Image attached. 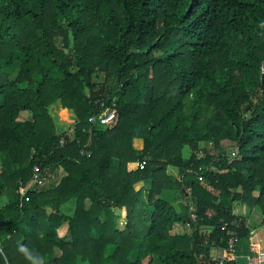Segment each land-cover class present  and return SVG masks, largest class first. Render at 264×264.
Returning <instances> with one entry per match:
<instances>
[{
    "label": "trees",
    "instance_id": "obj_1",
    "mask_svg": "<svg viewBox=\"0 0 264 264\" xmlns=\"http://www.w3.org/2000/svg\"><path fill=\"white\" fill-rule=\"evenodd\" d=\"M0 163V264L210 258L241 205L264 218V0H0Z\"/></svg>",
    "mask_w": 264,
    "mask_h": 264
},
{
    "label": "built area",
    "instance_id": "obj_2",
    "mask_svg": "<svg viewBox=\"0 0 264 264\" xmlns=\"http://www.w3.org/2000/svg\"><path fill=\"white\" fill-rule=\"evenodd\" d=\"M89 97L92 98L91 94ZM92 101L95 105L101 104L103 101L102 97L92 98ZM116 100L113 102V108L110 110H104L101 114L93 115L90 117L89 121L94 124H98L100 126H107L111 124L116 118ZM64 139H62V143H64ZM230 156L236 157L238 155V148L233 149L232 152L229 153ZM146 165L145 161L141 162V169H144ZM211 169V167H207L206 170ZM199 172V180H204V172L203 169H200ZM42 173L39 165H35L33 170V176L28 184L25 186V191H28L33 186L42 182ZM23 185V184H22ZM26 199L29 200V197L24 193L22 194L21 200ZM192 211V221L196 222L197 216L194 213V208H191ZM236 214L233 222L223 223L222 231L226 232V237L222 239L224 242V247L220 248L219 246L213 247L211 251L210 258H206L204 253L196 254L195 262L193 264H226L228 260L238 262L244 259L245 264H264V235L261 233L255 234L253 230H251L250 235L252 236L251 243L249 245L248 253L243 254V242L242 237L239 233V230L242 228L244 223V218L240 214ZM247 225V224H246ZM186 227L191 229L192 223L188 222ZM254 235V236H253ZM4 245L3 241L0 238V252H3ZM219 250H222L223 255L219 254ZM6 264H10L8 261Z\"/></svg>",
    "mask_w": 264,
    "mask_h": 264
},
{
    "label": "rangeland",
    "instance_id": "obj_3",
    "mask_svg": "<svg viewBox=\"0 0 264 264\" xmlns=\"http://www.w3.org/2000/svg\"><path fill=\"white\" fill-rule=\"evenodd\" d=\"M50 114L52 115V117L54 118L55 122L59 126V129H58L59 130V133L68 132L70 134V136L73 137V135H74L73 129H74V126H75V123H76V121L71 117V115H74L73 112H71L70 110H67V109L62 108V106L60 104H56V105H53L51 107ZM135 145L137 146V148H140L142 146L139 143V141H137L135 143ZM201 146L203 148L204 147L211 148L213 145L212 144L202 143ZM233 149H236V147L235 146H232V145L228 147V151L229 152H232ZM190 153H191V150L189 148H186L185 149V155L186 156H189ZM1 166L2 165L0 163V171L2 170V167ZM169 170H170V173L171 174L176 175L178 173V170L176 168L171 167ZM60 174H62V172ZM60 174H57V177H55L54 179L52 178L51 180H47V182L44 183L41 188L46 189V188H49L50 186H52L51 185L52 184L51 182L54 183V181L56 180V178L59 179ZM6 200H7V198H3V199H1V202L5 203ZM243 206H245V205H241L240 207H243ZM248 211H249V215H246L247 217H245V218L247 219V221H248V219L251 220V217L253 218V226H251V227L253 228L254 235L255 234H258V233H263L264 234V222H263L264 221V218H263L261 212L259 210H251L250 208L247 209V212ZM116 212L117 213H120L119 210H116ZM245 212H246V210L243 213L245 214ZM118 222H119V226L122 227V228H124L125 223H126L125 219L121 217L118 220ZM259 227H263V230H262L263 232L260 231L259 229H257ZM178 230H181V229L180 228H176L174 230V233L176 231H178ZM64 232L66 233V231H63L62 233H64ZM251 240H252V236L251 235L248 237V239H245L244 240V242H243V254H247L248 253V249H249V245L251 243ZM240 262H244V259H242Z\"/></svg>",
    "mask_w": 264,
    "mask_h": 264
},
{
    "label": "crops",
    "instance_id": "obj_4",
    "mask_svg": "<svg viewBox=\"0 0 264 264\" xmlns=\"http://www.w3.org/2000/svg\"><path fill=\"white\" fill-rule=\"evenodd\" d=\"M139 143L142 145V142L139 140ZM142 147V146H141ZM247 209H249V207H247L246 205L245 206H243V207H240V208H238L236 211V213L237 214H240V215H242L243 216V218L246 220V222H247V226L248 227H250L251 229H250V231L251 230H253V228L251 227V226H253V218L251 217V220L250 219H248V221H247V219L245 218V217H247L246 215H249V211L247 212ZM246 210V212H245V214L243 213L244 211ZM257 229H259L260 231H262L263 230V227H259V228H257ZM63 231H66V228H64V229H62V231H61V235H64L65 234V232L64 233H62ZM263 232V231H262ZM261 235H264L263 233H261ZM219 254L220 255H223V252H222V250H219Z\"/></svg>",
    "mask_w": 264,
    "mask_h": 264
},
{
    "label": "water",
    "instance_id": "obj_5",
    "mask_svg": "<svg viewBox=\"0 0 264 264\" xmlns=\"http://www.w3.org/2000/svg\"><path fill=\"white\" fill-rule=\"evenodd\" d=\"M71 117L75 120V121H77L78 120V117L77 116H75V115H71ZM185 190H186V188H184Z\"/></svg>",
    "mask_w": 264,
    "mask_h": 264
}]
</instances>
